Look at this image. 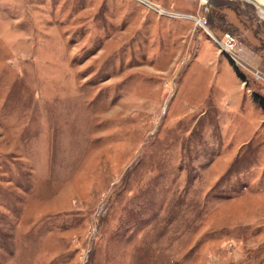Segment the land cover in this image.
<instances>
[{
  "label": "rangeland",
  "instance_id": "1",
  "mask_svg": "<svg viewBox=\"0 0 264 264\" xmlns=\"http://www.w3.org/2000/svg\"><path fill=\"white\" fill-rule=\"evenodd\" d=\"M260 98L247 0H0V264H264Z\"/></svg>",
  "mask_w": 264,
  "mask_h": 264
},
{
  "label": "bare ground",
  "instance_id": "2",
  "mask_svg": "<svg viewBox=\"0 0 264 264\" xmlns=\"http://www.w3.org/2000/svg\"><path fill=\"white\" fill-rule=\"evenodd\" d=\"M247 1L253 3L257 7L260 15L264 17V0H247Z\"/></svg>",
  "mask_w": 264,
  "mask_h": 264
},
{
  "label": "trees",
  "instance_id": "3",
  "mask_svg": "<svg viewBox=\"0 0 264 264\" xmlns=\"http://www.w3.org/2000/svg\"><path fill=\"white\" fill-rule=\"evenodd\" d=\"M237 72H239V71L237 70ZM258 101H259V103L262 104V107L264 108V99L263 98H260V99H258Z\"/></svg>",
  "mask_w": 264,
  "mask_h": 264
}]
</instances>
